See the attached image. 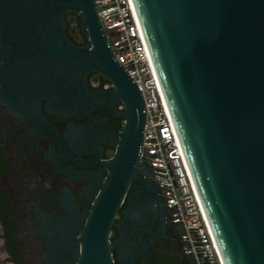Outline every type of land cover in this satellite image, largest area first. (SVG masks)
Returning a JSON list of instances; mask_svg holds the SVG:
<instances>
[{"label":"water","instance_id":"95a60500","mask_svg":"<svg viewBox=\"0 0 264 264\" xmlns=\"http://www.w3.org/2000/svg\"><path fill=\"white\" fill-rule=\"evenodd\" d=\"M134 4L222 264H264V0ZM66 13L80 16L84 44L67 35ZM0 27L8 31L5 39L13 50L7 59L17 64L8 76L24 82L28 72L33 80L35 76V91L48 97L55 93L47 103L51 111L76 115L91 110V72L112 83V96L125 107L118 149L108 162L109 178L79 239L78 264H116L109 233L128 185L142 170L143 94L115 59L95 0H0ZM150 184L158 189L152 178ZM159 197L166 207L164 196ZM141 207L132 203L126 211L121 250L125 230L137 222ZM142 253L123 264H134ZM125 254L120 251L123 260Z\"/></svg>","mask_w":264,"mask_h":264},{"label":"flooded vegetation","instance_id":"af4514ba","mask_svg":"<svg viewBox=\"0 0 264 264\" xmlns=\"http://www.w3.org/2000/svg\"><path fill=\"white\" fill-rule=\"evenodd\" d=\"M64 20L67 35L84 44L80 16L66 13ZM8 35L0 27V254L8 264H78L80 235L109 178L125 107L112 96V83L91 72V110L51 111L47 103L55 93L35 91V76L28 72L25 82L8 76L17 67L7 59L13 53ZM140 166L110 229L113 261L123 264L143 251L134 264H195L183 252L160 190L150 184L149 169L141 161ZM132 203L142 207L137 222L124 229L121 250L120 224Z\"/></svg>","mask_w":264,"mask_h":264},{"label":"built area","instance_id":"2783aa9c","mask_svg":"<svg viewBox=\"0 0 264 264\" xmlns=\"http://www.w3.org/2000/svg\"><path fill=\"white\" fill-rule=\"evenodd\" d=\"M115 59L144 97L146 120L140 161L166 200L168 220L180 231L195 264H222L198 202L148 54L134 0H95Z\"/></svg>","mask_w":264,"mask_h":264},{"label":"rangeland","instance_id":"374dc122","mask_svg":"<svg viewBox=\"0 0 264 264\" xmlns=\"http://www.w3.org/2000/svg\"><path fill=\"white\" fill-rule=\"evenodd\" d=\"M75 35H76V37H77V39H78V40H80V39H81V36H80V34H79L78 32H77V33H75ZM0 256H1L0 258L2 259V258H3V256H4V254H0ZM190 257L193 259V257H192V256H190ZM193 260H194V259H193ZM2 261H3V262H2ZM2 261H1V262H2V264H8L6 260L4 261V260L2 259Z\"/></svg>","mask_w":264,"mask_h":264}]
</instances>
